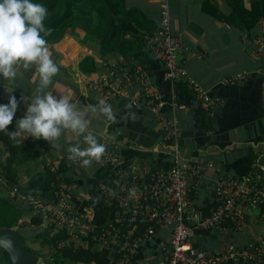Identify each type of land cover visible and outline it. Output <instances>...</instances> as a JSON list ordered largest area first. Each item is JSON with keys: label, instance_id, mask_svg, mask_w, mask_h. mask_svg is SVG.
Masks as SVG:
<instances>
[{"label": "crops", "instance_id": "crops-1", "mask_svg": "<svg viewBox=\"0 0 264 264\" xmlns=\"http://www.w3.org/2000/svg\"><path fill=\"white\" fill-rule=\"evenodd\" d=\"M168 1L171 27L180 40L179 62L186 69L189 79L211 98H219L220 102L207 106L185 81L172 86L164 75L163 65L153 58L147 46L132 64L147 73L150 86L160 96V112L174 114L178 119V143L182 157L201 160L204 165V173L191 194L198 207L206 198L209 199L206 190L208 185L220 176H245L260 170L264 177V102L261 74L258 71L260 60L252 54L257 40L264 36V22L259 21L249 31L241 29L232 23L225 0H211L224 13L223 17L206 12L202 7L203 0ZM249 1L245 0L246 5H249ZM126 3L152 21L153 31L157 29L161 17L160 0H126ZM82 37V33L77 36L68 34L49 47L52 58L59 67V74L52 78L49 90L57 95L68 94L73 102L85 108L89 104H97L102 98L91 88L90 81L97 74L83 76L78 70L79 61L85 55H91L97 62H101L99 64L102 69L107 65L101 61L98 44L82 40ZM108 62V66L115 63L127 65L119 58ZM241 72H247L243 80L222 82ZM33 79L34 68L24 71L23 77H18L15 81L0 77V102L8 100V88H14L13 94L17 98L21 95L31 96L36 87ZM106 102L112 106L117 116L116 123L107 124L98 114L89 113L88 119L91 121L90 130L97 135L98 142L109 144L120 153L117 167L125 169L133 163L149 168L167 166L170 163L168 144L162 139L160 125L153 115L148 97L139 94V98L135 100L122 98ZM204 108L210 110L202 121L201 110ZM24 110L25 105L21 104L14 118H21ZM21 140L41 152L40 162H34L21 171V177L25 173L32 176L42 171L44 165L52 161L58 165L63 157L66 158L68 173L74 178L93 177L97 170V166L93 164L83 167L79 161L67 160L66 149L71 144L80 142L83 146L82 138L70 132L65 131L53 143L42 138L22 137ZM0 146L4 149L1 141ZM26 181L22 177L21 183L25 184ZM10 188L6 182L0 184V194H5L8 198ZM67 188L77 208L88 209L95 223L107 220L110 208L98 198L92 184L72 183ZM260 213L259 209L252 208L245 219V225L229 231L199 230L192 242L200 249L217 251L229 243L245 246L264 238V221L261 220ZM40 227L45 229L41 225ZM169 235V228H159L136 251L134 264H160Z\"/></svg>", "mask_w": 264, "mask_h": 264}, {"label": "built area", "instance_id": "built-area-1", "mask_svg": "<svg viewBox=\"0 0 264 264\" xmlns=\"http://www.w3.org/2000/svg\"><path fill=\"white\" fill-rule=\"evenodd\" d=\"M160 15L157 29L144 38L148 51L163 65L166 78L172 86L180 81L187 82L207 106L220 102L189 79L179 62L180 40L171 27L168 0H160ZM252 54L260 60L258 71L264 102V36L257 40ZM246 74L237 73L222 82L240 81ZM90 83L105 101L135 100L139 94L146 95L160 125L162 139L168 144L170 163L158 168L133 163L120 169L117 167L120 153L104 143L106 152L101 162L93 161L92 164L107 168L109 174L105 182L96 185L95 191L98 197L113 203L114 213L113 220L99 224L93 222L88 209L77 208L64 183L58 184L59 187L46 197L22 193L16 187L10 188L9 195L27 202L33 212L42 217L43 228L63 229L68 235L65 243L87 245L92 240L97 248L107 250L115 264H134L136 251L162 227L169 228L170 235L160 264H264V238L245 246L229 243L217 251L195 248L192 242L196 230L229 231L244 226L252 208L261 211L260 218L264 221V177L260 170L245 176L223 175L215 179L206 189L214 205L202 216L191 194L204 173V165L201 160L182 157L178 119L174 114L160 112L162 102L150 86L147 73L139 66L115 63L105 67ZM6 158L7 153L0 146V184L6 182ZM47 166L50 171L58 167L53 161Z\"/></svg>", "mask_w": 264, "mask_h": 264}, {"label": "trees", "instance_id": "trees-1", "mask_svg": "<svg viewBox=\"0 0 264 264\" xmlns=\"http://www.w3.org/2000/svg\"><path fill=\"white\" fill-rule=\"evenodd\" d=\"M33 2L40 3L48 9L49 14L44 24L46 28L53 30L51 35L45 37L48 47L68 34L77 36L82 33V40H91L98 44L101 61L107 66L109 60L117 58L125 62L128 67L134 66L135 64L132 63L144 53L143 49L147 43L144 36L153 32L152 21L136 8L129 7L126 0H33ZM225 2L229 7L232 23L243 30L249 31L255 28L259 21H264V0H250L249 5H246L245 0H225ZM202 7L216 17L224 16L211 0H203ZM99 63L101 64L95 57L85 55L78 63V70L83 76L99 74L104 70ZM178 83L180 85L182 82ZM7 101L3 100L0 104H6ZM207 109L201 110L202 121L210 110ZM15 123L14 118L9 131L15 129ZM0 141L7 153L4 166L5 181L10 187H16L19 192L26 194L30 192L33 195L46 197L49 192L59 187L58 184L82 182L92 184L93 189L96 190V185L100 181L105 182L108 179L109 171L105 167L97 168L93 177L74 178L68 173L66 158L63 157L54 171H50L49 167L44 165L42 171L32 176L25 173L22 177L27 181L22 184L20 172L34 162H40L41 152L20 141V138L17 141L11 140L3 132H0ZM98 198L106 202L103 198ZM15 200H17L15 197L9 200L0 194V226L17 227L20 234L24 230L29 233V238L38 239L39 243L48 249L47 254L30 248L24 237L25 247L29 252L44 258L47 264H115L107 250L97 248V244L92 240H89L87 245H75L71 241L65 243L68 235L63 229H42L40 227L42 217L34 213L31 207L19 205ZM106 204L110 208L107 219L113 220V203L106 202ZM213 205L214 203L206 198L198 206L201 215H207ZM24 214L27 215L26 220H22ZM199 232V230L195 231V233ZM193 245L198 248L197 244L193 243ZM0 260L11 264L7 252L2 249H0Z\"/></svg>", "mask_w": 264, "mask_h": 264}, {"label": "clouds", "instance_id": "clouds-1", "mask_svg": "<svg viewBox=\"0 0 264 264\" xmlns=\"http://www.w3.org/2000/svg\"><path fill=\"white\" fill-rule=\"evenodd\" d=\"M48 14L46 6L33 0H0V77L15 81L23 77L24 71L34 68L36 83L31 96L17 98L14 88L6 89L9 96L6 104H0V132L13 141L31 137L50 143L58 141L65 131L70 132L82 138L83 146L80 142L71 144L66 149L68 159L89 167L93 161L100 163L106 152L105 144L98 142L97 135L90 130L89 113L102 116L107 124L116 123L117 116L103 99L81 108L70 95L49 90L59 67L45 39L53 31L44 24ZM21 104L25 105L23 116L9 131Z\"/></svg>", "mask_w": 264, "mask_h": 264}, {"label": "water", "instance_id": "water-1", "mask_svg": "<svg viewBox=\"0 0 264 264\" xmlns=\"http://www.w3.org/2000/svg\"><path fill=\"white\" fill-rule=\"evenodd\" d=\"M0 249L7 252L11 264H38L40 256L29 252L17 227L0 226Z\"/></svg>", "mask_w": 264, "mask_h": 264}, {"label": "rangeland", "instance_id": "rangeland-1", "mask_svg": "<svg viewBox=\"0 0 264 264\" xmlns=\"http://www.w3.org/2000/svg\"><path fill=\"white\" fill-rule=\"evenodd\" d=\"M2 197L5 196V194H1ZM7 197V195L5 196ZM9 199H12V197H8ZM17 201V200H15ZM17 203L20 205V204H23L24 206H27L28 207V204L27 202H23V201H17ZM27 219V215L24 214V216H22V220H26ZM21 234L23 237H25V239H27V245L32 248L33 250H38L40 251L41 253H44V254H47L48 253V249L41 245L39 243V240L36 239H31L29 238V233L27 231H21ZM32 235V234H31ZM0 264H8L5 260H0ZM38 264H47V261L44 259V258H40Z\"/></svg>", "mask_w": 264, "mask_h": 264}, {"label": "bare ground", "instance_id": "bare-ground-1", "mask_svg": "<svg viewBox=\"0 0 264 264\" xmlns=\"http://www.w3.org/2000/svg\"><path fill=\"white\" fill-rule=\"evenodd\" d=\"M97 168H99V167H97Z\"/></svg>", "mask_w": 264, "mask_h": 264}]
</instances>
